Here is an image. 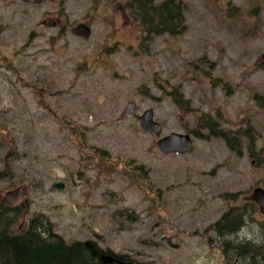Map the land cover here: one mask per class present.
Instances as JSON below:
<instances>
[{
    "label": "rangeland",
    "instance_id": "obj_1",
    "mask_svg": "<svg viewBox=\"0 0 264 264\" xmlns=\"http://www.w3.org/2000/svg\"><path fill=\"white\" fill-rule=\"evenodd\" d=\"M125 1L0 0V198L25 188L16 230L44 215L65 241L137 264H242L211 225L240 209L237 238L264 239L251 198L264 188V0H181L186 31L151 37ZM147 109L159 133L139 126ZM172 132L191 150L163 153Z\"/></svg>",
    "mask_w": 264,
    "mask_h": 264
},
{
    "label": "trees",
    "instance_id": "obj_2",
    "mask_svg": "<svg viewBox=\"0 0 264 264\" xmlns=\"http://www.w3.org/2000/svg\"><path fill=\"white\" fill-rule=\"evenodd\" d=\"M125 6L133 20L144 28L147 37L159 34L177 36L187 29L185 5L181 0H126ZM254 99L264 109V96L255 95ZM174 102L181 106L189 101L175 96ZM203 122L211 135L224 139L231 146V137L220 129L218 121L204 119ZM241 212L244 211L227 209L212 223L211 229L224 240L223 251L228 261V254L231 253V257L242 264H264V239L256 242L237 238V233L246 223ZM18 214L20 210L17 205H7L0 198V264H102V255L113 254L94 242H90L88 247L83 241H65L44 215L35 214L25 229L16 230L14 226ZM113 256L124 262L133 261L117 253Z\"/></svg>",
    "mask_w": 264,
    "mask_h": 264
},
{
    "label": "water",
    "instance_id": "obj_3",
    "mask_svg": "<svg viewBox=\"0 0 264 264\" xmlns=\"http://www.w3.org/2000/svg\"><path fill=\"white\" fill-rule=\"evenodd\" d=\"M24 3L34 4L40 2V0H21ZM55 22L50 21L49 26H54ZM74 33L83 38H88L90 36V28L80 23L75 26ZM134 111V103H129L127 107L120 114L119 119H122L126 116V114H130ZM177 120L179 123H182V117L177 115ZM139 125L140 127L150 133H159L161 130V125L159 122L154 120L152 109L145 110L141 116H139ZM159 149L165 153L171 152H186L189 151L192 147V141L188 134H179V133H170L169 135L163 136L159 138L156 142ZM52 188L57 191H63L65 188L64 183L62 182H54L52 183ZM25 193V188L17 187L10 191H7L4 195V198H7V201L4 200L5 203L9 205H14L17 200ZM251 198L261 206V210L264 212V190L261 187H257L253 189ZM86 246L90 247V242L85 243ZM102 264L106 263H116V264H135L132 262H124L123 260L113 256V254H105L102 255Z\"/></svg>",
    "mask_w": 264,
    "mask_h": 264
},
{
    "label": "flooded vegetation",
    "instance_id": "obj_4",
    "mask_svg": "<svg viewBox=\"0 0 264 264\" xmlns=\"http://www.w3.org/2000/svg\"><path fill=\"white\" fill-rule=\"evenodd\" d=\"M34 4H35V3H34ZM56 20H58V22H57V25H56V26H60V25H62V24H63V22L61 21V19L57 18Z\"/></svg>",
    "mask_w": 264,
    "mask_h": 264
}]
</instances>
